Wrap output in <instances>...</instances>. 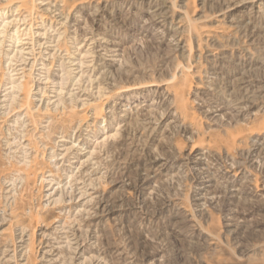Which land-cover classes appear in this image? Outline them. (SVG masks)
<instances>
[{"label":"rangeland","instance_id":"1","mask_svg":"<svg viewBox=\"0 0 264 264\" xmlns=\"http://www.w3.org/2000/svg\"><path fill=\"white\" fill-rule=\"evenodd\" d=\"M0 264H264V0H0Z\"/></svg>","mask_w":264,"mask_h":264}]
</instances>
